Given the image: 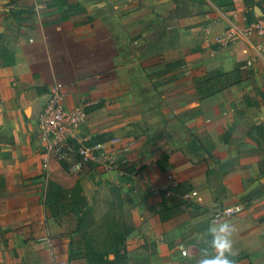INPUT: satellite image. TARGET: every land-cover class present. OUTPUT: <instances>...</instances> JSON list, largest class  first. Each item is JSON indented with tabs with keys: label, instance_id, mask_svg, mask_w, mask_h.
<instances>
[{
	"label": "crops",
	"instance_id": "obj_1",
	"mask_svg": "<svg viewBox=\"0 0 264 264\" xmlns=\"http://www.w3.org/2000/svg\"><path fill=\"white\" fill-rule=\"evenodd\" d=\"M262 10L264 0H0V253L17 248L27 264L47 263L32 261L37 249L57 251L46 205L55 188L76 185L97 201L121 189L142 233L159 228L160 245L185 216H154L172 190L201 212L191 239L207 243L210 225L227 222L235 264H264V45L215 44ZM239 65L246 81L200 96L199 81ZM55 87L68 110L88 107L76 143L130 146L118 152L119 171L72 174L54 159L44 168L38 121ZM233 206L244 210L213 222Z\"/></svg>",
	"mask_w": 264,
	"mask_h": 264
},
{
	"label": "rangeland",
	"instance_id": "obj_2",
	"mask_svg": "<svg viewBox=\"0 0 264 264\" xmlns=\"http://www.w3.org/2000/svg\"><path fill=\"white\" fill-rule=\"evenodd\" d=\"M248 62L249 82L258 83L256 70L259 67L254 65L255 61H251V65ZM81 106L89 116L88 107L85 104ZM60 164L70 171L67 166ZM97 167L85 164L82 171L70 172L90 175ZM60 190H53L46 205L48 213L53 214L55 220L45 223L46 228H50V224L54 227L52 232L57 251L37 249L32 253V261H46L45 264H198L204 247H209L210 256L216 255L210 251V235L207 243L203 238H200L202 242L191 239L194 233L191 231V220L201 213L199 210L184 207L183 220L173 221L171 227H167L164 236H161L164 244L161 242L160 245L156 238L159 228L155 225V230L150 234L142 233L129 209L130 197L124 195L121 189L112 188L113 199L107 193L99 201L85 197L76 185L64 191L65 194ZM163 211L162 206L153 208L154 216ZM192 244L200 248L189 249ZM183 250L188 251V254L184 256ZM71 255L75 258L72 259ZM29 260L30 254L20 252L17 248L0 253V264H27Z\"/></svg>",
	"mask_w": 264,
	"mask_h": 264
},
{
	"label": "built area",
	"instance_id": "obj_3",
	"mask_svg": "<svg viewBox=\"0 0 264 264\" xmlns=\"http://www.w3.org/2000/svg\"><path fill=\"white\" fill-rule=\"evenodd\" d=\"M258 38L264 45V10L255 15V19L244 32L239 34L231 30L225 37L216 39L215 44L230 45L238 39ZM251 65V62H248ZM88 113L83 106L68 110L64 104V92L55 87L48 95L39 115V137L42 145L44 168L49 169L52 159L67 166L71 171H82L85 164H93L106 172L120 170L118 152H130L128 145H120L112 140L74 142L75 134L88 121ZM191 206V204H188ZM242 206L226 207L216 211L213 222L219 223L238 216L243 212ZM183 255H187L185 250ZM56 264H67L58 262Z\"/></svg>",
	"mask_w": 264,
	"mask_h": 264
},
{
	"label": "trees",
	"instance_id": "obj_4",
	"mask_svg": "<svg viewBox=\"0 0 264 264\" xmlns=\"http://www.w3.org/2000/svg\"><path fill=\"white\" fill-rule=\"evenodd\" d=\"M242 65H239L236 70L228 74H220L214 78L208 80H202L197 83L199 94L202 98L209 97L216 94L221 90L230 88L233 85L246 81L247 73L242 70ZM99 140V139H98ZM94 140V141H98ZM104 140V139H100ZM75 142V141H74ZM76 143V142H75ZM163 203L165 205L164 211L162 212L161 219L167 220L173 217H177L184 213V207H190L197 209V206L187 205L179 196H177L172 190L165 191L162 194ZM71 258H75L71 256Z\"/></svg>",
	"mask_w": 264,
	"mask_h": 264
},
{
	"label": "clouds",
	"instance_id": "obj_5",
	"mask_svg": "<svg viewBox=\"0 0 264 264\" xmlns=\"http://www.w3.org/2000/svg\"><path fill=\"white\" fill-rule=\"evenodd\" d=\"M208 232L210 234V247L217 249L215 256L209 255V247L201 250V256L198 264H235L232 258V240L231 235L233 227L229 223H220L210 225Z\"/></svg>",
	"mask_w": 264,
	"mask_h": 264
}]
</instances>
